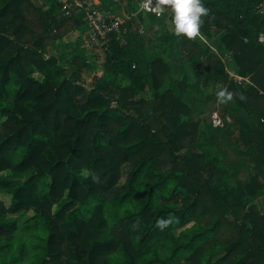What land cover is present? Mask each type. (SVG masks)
Returning <instances> with one entry per match:
<instances>
[{
	"label": "trees",
	"instance_id": "16d2710c",
	"mask_svg": "<svg viewBox=\"0 0 264 264\" xmlns=\"http://www.w3.org/2000/svg\"><path fill=\"white\" fill-rule=\"evenodd\" d=\"M202 2L200 34L220 35L231 69L251 81L207 55L205 81L234 93L220 101L235 111L223 130L202 127L194 113L211 97L199 84L183 92L164 57L144 71L142 52L113 36L100 73L81 15L55 0H0V192L10 196L0 199V264H264V169L248 165L264 158V0ZM175 45L186 58L205 47L184 36Z\"/></svg>",
	"mask_w": 264,
	"mask_h": 264
},
{
	"label": "rangeland",
	"instance_id": "374dc122",
	"mask_svg": "<svg viewBox=\"0 0 264 264\" xmlns=\"http://www.w3.org/2000/svg\"><path fill=\"white\" fill-rule=\"evenodd\" d=\"M148 0H107L108 6L111 7L112 11L116 14H120L127 26V31H124L120 38L118 39L121 43L127 44L130 48L139 49V53L143 54L144 57L138 55L137 61L134 63L137 65L145 66L144 71L148 70V63L157 56L164 57L169 64L171 65L170 76L172 80L184 81L185 87H183V92L197 94L190 90L189 86L193 83L194 88H198V84L202 86L210 87L211 84L215 85L214 82H206V75L208 72V61L207 55L209 52H214L218 55L227 67V71L233 77V74H237L235 70L231 69L233 65V57L231 53L227 52L225 46L220 40V35L214 36L212 38H207L206 36L199 34L194 37L200 39L204 42L205 47L203 51L198 53L192 58H186L181 56L179 47L176 46L177 37L174 35V27L172 14L170 9L167 6H163V11L157 7V0H151L152 5L156 6L159 10V14L147 11L143 7V2ZM150 1V0H149ZM85 34H82L80 39L82 47L87 50L88 61L97 68L98 72H102L105 62V54L102 49H96L94 47L88 46V40L85 39ZM264 34V33H263ZM79 34H71L70 42L75 44L77 42ZM130 36H136L135 38L130 39ZM169 78V77H168ZM235 79V78H234ZM171 80V81H172ZM125 80H123L124 82ZM249 81L245 77L243 80V85H248ZM150 80L147 81V89L144 90V93L140 95H147L151 92L150 89ZM220 84V87L226 88L223 83ZM212 93L216 96V91L213 87ZM203 89V87H202ZM139 95V93H138ZM139 95V96H140ZM217 109V104L213 102L206 103L203 109L195 110V117L204 119L207 122H215L213 119L214 110ZM205 116L202 118V116ZM212 126V125H211ZM209 128V125H206ZM229 153V150H227ZM229 157V154H228ZM0 199L4 200L7 204L10 202V196L0 192ZM259 206L264 212V201L259 200ZM34 214L33 210L22 211L17 213V216L20 220H23Z\"/></svg>",
	"mask_w": 264,
	"mask_h": 264
},
{
	"label": "built area",
	"instance_id": "2783aa9c",
	"mask_svg": "<svg viewBox=\"0 0 264 264\" xmlns=\"http://www.w3.org/2000/svg\"><path fill=\"white\" fill-rule=\"evenodd\" d=\"M61 7L65 16L75 17L81 15L85 21L88 46L96 49L107 48L111 37L120 38L124 31H127L124 18L120 14L114 13L103 6L102 0H55ZM143 7L147 11L159 14L156 6L152 5L151 0L143 2ZM259 10L264 11V2L259 5ZM260 39L264 42V34ZM239 84H243L244 76L233 74ZM249 81V77H246ZM264 122V116L261 118Z\"/></svg>",
	"mask_w": 264,
	"mask_h": 264
},
{
	"label": "clouds",
	"instance_id": "9594fccd",
	"mask_svg": "<svg viewBox=\"0 0 264 264\" xmlns=\"http://www.w3.org/2000/svg\"><path fill=\"white\" fill-rule=\"evenodd\" d=\"M163 6H167L172 14L174 35L177 37L184 36L194 38L199 34L202 17L208 13V8L203 4L202 0H157V7L163 11ZM234 93L223 87H218L216 96L218 100L227 103L233 99ZM244 99L243 95L239 97ZM93 179H98L93 177ZM173 222V217L157 218L156 227L164 230Z\"/></svg>",
	"mask_w": 264,
	"mask_h": 264
},
{
	"label": "crops",
	"instance_id": "0c3cea01",
	"mask_svg": "<svg viewBox=\"0 0 264 264\" xmlns=\"http://www.w3.org/2000/svg\"><path fill=\"white\" fill-rule=\"evenodd\" d=\"M237 73V72H236ZM238 74V73H237ZM249 83H251V81H250V78H249ZM248 83V84H249ZM199 86L201 87V85L199 84ZM203 87V89H202V91H201V93L200 94H203L204 96H209V97H211V98H208V102L207 103H209V102H213V103H215V104H217V109H215L213 112H214V115H213V119L215 120V122L213 123L212 121L210 122H207V121H205L204 119H202V122H201V124H202V127H204V129H206L207 127H206V125H212L213 127H217L218 128V130H223V129H227V128H229V124L231 123V122H233L234 121V115H235V111L232 109V108H230V107H228L229 109V111H226L225 110V107L223 106V105H221V103H220V100H218V98H217V96H215V95H213V93H212V88H210V87H215L214 88V91H216L217 92V88L218 87H220V84H215V85H212L211 84V86L210 87H207V89L205 88V86H202ZM201 87V88H202ZM210 99V100H209ZM203 100H205V98H203ZM206 105V104H205ZM204 105V106H205ZM203 106V107H204ZM203 107L202 108H200V109H203ZM197 110V109H196ZM195 115V114H194ZM241 115H242V118H246V116L247 115H244L243 116V114L241 113ZM205 116L203 115L202 116V118H204ZM249 118V117H248ZM248 118H246V119H248ZM244 120V119H243ZM245 125V124H244ZM247 127V126H246ZM245 129H251V127H247V128H245ZM206 131V130H205ZM250 133L253 135L254 134V132L253 131H250ZM207 135V133H203V135H202V139H204L205 138V136ZM225 137L224 136H222V135H219L218 136V142L219 143H224V141H225V139H224ZM235 142V141H234ZM253 145V144H252ZM243 146H245V145H241V147L240 148H242ZM223 148L224 149H226V150H229V157L230 158H234L235 156H236V153L234 152V150L233 149H231L229 146H228V144H226V145H223ZM255 164H257V165H259V166H261V168L262 169H264V158H261V157H258V156H256L255 157V161H250L249 162V166L251 167L250 169H251V171L250 172H253L254 171V169H253V167L255 166ZM246 173L245 172H241L240 173V177L241 178H245L246 177ZM259 200H263L264 201V194H262L257 200H256V202L258 203L259 202Z\"/></svg>",
	"mask_w": 264,
	"mask_h": 264
}]
</instances>
